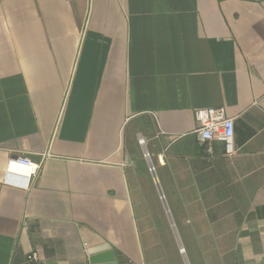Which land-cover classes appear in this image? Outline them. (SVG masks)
Returning a JSON list of instances; mask_svg holds the SVG:
<instances>
[{
    "label": "crops",
    "instance_id": "0c3cea01",
    "mask_svg": "<svg viewBox=\"0 0 264 264\" xmlns=\"http://www.w3.org/2000/svg\"><path fill=\"white\" fill-rule=\"evenodd\" d=\"M101 249L264 264V0H0V264Z\"/></svg>",
    "mask_w": 264,
    "mask_h": 264
},
{
    "label": "built area",
    "instance_id": "2783aa9c",
    "mask_svg": "<svg viewBox=\"0 0 264 264\" xmlns=\"http://www.w3.org/2000/svg\"><path fill=\"white\" fill-rule=\"evenodd\" d=\"M198 126L196 129L197 139L200 144H205L210 141L218 140L225 144V155L232 156L236 153L234 143L235 136V119L229 117L224 107H211L200 109L195 113ZM139 143L145 146V139H139ZM144 157L149 163V172L155 176L156 168L151 161L149 152L144 151ZM19 164L27 166L31 169L32 174L36 173L38 166L35 165L27 156H21L17 159ZM183 251V249H181ZM29 258H37L36 253H32Z\"/></svg>",
    "mask_w": 264,
    "mask_h": 264
},
{
    "label": "water",
    "instance_id": "95a60500",
    "mask_svg": "<svg viewBox=\"0 0 264 264\" xmlns=\"http://www.w3.org/2000/svg\"><path fill=\"white\" fill-rule=\"evenodd\" d=\"M83 264H118L115 254L110 249L89 251L87 260Z\"/></svg>",
    "mask_w": 264,
    "mask_h": 264
},
{
    "label": "rangeland",
    "instance_id": "374dc122",
    "mask_svg": "<svg viewBox=\"0 0 264 264\" xmlns=\"http://www.w3.org/2000/svg\"><path fill=\"white\" fill-rule=\"evenodd\" d=\"M191 264H193V263L191 262Z\"/></svg>",
    "mask_w": 264,
    "mask_h": 264
}]
</instances>
